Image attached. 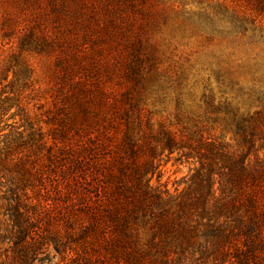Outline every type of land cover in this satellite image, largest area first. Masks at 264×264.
<instances>
[{"label": "rangeland", "instance_id": "1", "mask_svg": "<svg viewBox=\"0 0 264 264\" xmlns=\"http://www.w3.org/2000/svg\"><path fill=\"white\" fill-rule=\"evenodd\" d=\"M66 1L69 9L61 11L50 0H0V264H21L15 256L16 225L39 219L38 202L49 192L52 199L58 172L50 160L56 151L51 141L65 140L60 132L69 134L73 124L84 125L83 103L64 101V94L74 97L75 81L98 82L119 99L131 91L127 42L141 38L158 47L152 62L140 54V84L134 92L137 107L155 128L162 124L178 135L211 138L240 151L227 111L238 116L264 112V20L249 24L246 32L235 30L231 14L221 9L224 0H147L136 3L137 9L105 0L108 13L101 9L104 0L78 6ZM90 6L97 21L87 25ZM109 19L115 28L105 31L101 25ZM33 33H48L51 48L33 45ZM68 62L71 71L64 69ZM58 98L66 105L59 116L52 105ZM263 155L264 148L259 150ZM176 159V154L161 159L160 184L172 193L187 188L194 168ZM42 219L66 225V217ZM65 241L44 246L29 264H97L99 255L83 250L78 238Z\"/></svg>", "mask_w": 264, "mask_h": 264}, {"label": "trees", "instance_id": "2", "mask_svg": "<svg viewBox=\"0 0 264 264\" xmlns=\"http://www.w3.org/2000/svg\"><path fill=\"white\" fill-rule=\"evenodd\" d=\"M71 1L78 6L85 0ZM117 1L134 9L138 2L147 3ZM50 3L61 11L69 9L66 0ZM105 3L101 9L108 13ZM221 5L225 14H231L235 30L246 32L249 24L264 20V0H224ZM87 9L89 25L97 19L94 7ZM140 12L146 16L149 11L143 7ZM101 28L106 31L115 25L109 19ZM31 41L46 49L54 43L48 33H33ZM126 47L131 48V91L119 99L98 82L75 81L74 97L64 94V101L83 103L84 125L73 124L69 134L60 132L65 140L51 141L49 147L56 151L50 160L58 172L52 199L49 192L38 202L39 219L16 225L15 256L21 264H29L44 246L62 245L75 236L83 250L99 255L97 264H264V155L259 156L264 148V112L238 116L227 111L240 151L211 138L178 135L162 124L155 128L137 107L134 92L140 84V54L152 62L157 44L138 38ZM71 58L76 61L74 55ZM68 63L64 69L71 71ZM63 103L53 100L57 116L66 109ZM23 110L32 119L30 109ZM41 134V142L47 144ZM174 154L177 161L192 162L194 168L187 188L172 193L160 184L161 159ZM42 215L52 220L66 217V225L55 220L52 226ZM33 224H39L36 230Z\"/></svg>", "mask_w": 264, "mask_h": 264}]
</instances>
